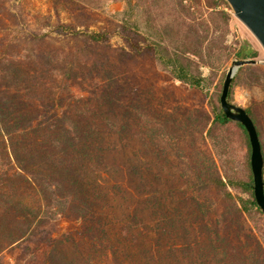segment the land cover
Returning <instances> with one entry per match:
<instances>
[{
  "label": "trees",
  "instance_id": "16d2710c",
  "mask_svg": "<svg viewBox=\"0 0 264 264\" xmlns=\"http://www.w3.org/2000/svg\"><path fill=\"white\" fill-rule=\"evenodd\" d=\"M53 1L58 12V4L65 10L83 11L93 10L100 0ZM9 2L0 0V16ZM125 4L130 16L139 9L149 33L147 37L139 32L141 47L139 39L127 38L133 54H151L173 80L205 93L211 113L206 130L209 138L212 130L230 123L219 105L225 66L235 58H253L256 52L242 39L228 43V5L223 0H126ZM20 25L18 30L0 28V264H99L100 257L104 264H117L115 259L109 260L113 252L107 251L109 243L100 218L95 224L92 220L96 185L91 187L85 177L108 150V138L139 135V92L137 85L129 87L126 72L136 55L121 49L111 61L110 54L98 51L108 43L106 32H80L62 24L51 33L80 39L82 47L65 52L59 40L41 47L37 44L44 45L49 35ZM135 26L124 27L135 33ZM201 68H207V74ZM241 74L246 85L253 86L260 84L264 70L255 65L239 68L229 87V102ZM86 81L92 97L79 105L67 94ZM245 111L256 127L254 117ZM236 125L250 151L246 131ZM257 133L264 157L258 129ZM247 164L250 168L249 160ZM207 166L201 161L193 164L200 185L205 184ZM224 176L216 179L223 190L232 184ZM235 185L249 193L247 201H231L236 224H249L243 236L246 243L238 240L234 245L228 237L207 230V240L200 241L197 249L199 264L264 263V245L258 235L264 215L254 200L252 178ZM225 196L230 197L228 192ZM148 208L154 212L152 202ZM70 214L89 226L62 239L46 229L47 224ZM221 220L223 225L226 220ZM181 248L186 251L184 245ZM5 252L12 253L9 261L3 260Z\"/></svg>",
  "mask_w": 264,
  "mask_h": 264
},
{
  "label": "rangeland",
  "instance_id": "374dc122",
  "mask_svg": "<svg viewBox=\"0 0 264 264\" xmlns=\"http://www.w3.org/2000/svg\"><path fill=\"white\" fill-rule=\"evenodd\" d=\"M125 1L100 0L93 10L83 11L65 10L58 4V12H55L53 0H10L3 6L6 12L0 16V28L9 26L18 30L22 23L23 28L49 35L44 45L41 41L37 45L45 47L59 40L58 45L65 52L81 48L82 41L54 36L51 29L58 24L75 27L80 32L104 31L108 43L98 51L110 54L114 61L113 55L121 49L133 54L127 38L139 39L141 47L143 40L138 37L139 32L149 37L139 9H134L130 16ZM229 13L228 43L245 40L256 52L251 58L257 61L255 66L264 70V51L260 44L234 17L231 9ZM10 18L12 21L7 22ZM133 24H136L135 33L124 27H133ZM235 59L226 64L225 73ZM129 67L126 71L129 87L135 89L137 85L139 92V132H136L139 135L135 134L134 139L129 135L122 140L116 135L108 138L106 143L111 149L86 171L85 177L91 187L96 185L93 200L96 213L92 220L95 224L100 218L109 243L107 251L113 252L112 256L108 255L109 260L115 259L117 264H199L197 249L200 241L207 240V230L228 237L234 245L238 240L245 244L243 236L249 224H236L237 215L231 203L249 199L247 190L235 185L252 178L247 164L250 151L242 131L231 121L220 130H212L209 138L206 130L211 113L204 92L173 80L145 51L137 54ZM201 71L208 72L207 68ZM88 85L86 81L73 86V93L67 96L83 105L92 97L88 94ZM230 103L251 113L264 148V77L260 84L247 86L241 74L232 87ZM174 131L175 134H171ZM200 161L206 162L210 169L205 172L204 185H200L193 174V164ZM223 176L224 180L227 178L235 184H228L225 190L219 188L216 179ZM224 191L230 197H226ZM149 202L154 204V212L149 210ZM222 218L226 220L223 225ZM89 224L70 214L47 224L46 229L62 239L75 236V232ZM258 228L264 245V227L260 221ZM89 235L92 236L91 231ZM195 241L198 242L194 244ZM182 245L186 251L182 250ZM239 250L241 252V248ZM11 258V252L4 253V261ZM103 260L100 257L99 264H104Z\"/></svg>",
  "mask_w": 264,
  "mask_h": 264
},
{
  "label": "water",
  "instance_id": "95a60500",
  "mask_svg": "<svg viewBox=\"0 0 264 264\" xmlns=\"http://www.w3.org/2000/svg\"><path fill=\"white\" fill-rule=\"evenodd\" d=\"M234 17L238 19L254 36L264 51V0H224ZM255 59H235L231 61L225 73L219 97V105L224 116L239 123L246 131L250 156L249 164L252 175L253 196L257 207L264 215V159L257 129L245 109L235 106L227 100L232 78L236 71L246 65H255Z\"/></svg>",
  "mask_w": 264,
  "mask_h": 264
}]
</instances>
